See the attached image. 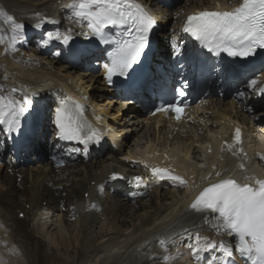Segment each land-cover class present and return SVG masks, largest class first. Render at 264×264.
<instances>
[{
	"label": "bare ground",
	"instance_id": "6f19581e",
	"mask_svg": "<svg viewBox=\"0 0 264 264\" xmlns=\"http://www.w3.org/2000/svg\"><path fill=\"white\" fill-rule=\"evenodd\" d=\"M56 1L47 0L49 6L44 12L40 8L41 5L35 6L33 0H12L10 8L16 11L15 17L24 19L22 22L14 23L24 25V28L18 31L23 37L27 36L26 40H31L35 47H31L28 43L25 46L17 44L15 53L3 52L4 49L9 50L4 44L0 47V94L14 99H18L20 95L22 99L27 96L31 103V107L27 108V114L30 115L31 109L36 110L41 107L39 103L33 102L36 96L45 99L48 97V90L56 93L58 85L67 89L69 86L74 91L80 87L85 95L89 96L83 98V95L79 98L86 100L94 107L93 109L96 108V112L105 115L109 126L113 129L115 143L118 144L120 152L124 144L120 138L126 135L124 130H129L128 134H132L134 129L142 127L140 123L144 117L130 107V109L124 108L126 101L116 98V95L104 85L100 75L73 72L64 66V63L59 65L61 61H57L54 57L52 62L47 63L48 66H45L46 63L40 59L39 55L42 52L45 54L54 52L59 58H62L61 53H64V48L60 45L61 39L54 38L57 35H52L53 38L48 39L50 30L58 24L55 17H66V13L54 9L57 8ZM149 1L151 6L158 5L154 0ZM200 1L203 5L214 0ZM238 1L241 0H233L231 4ZM215 2L230 5L226 0H215ZM26 10L34 15L31 17L25 14L23 11ZM157 11L164 21L170 20L171 15L166 10L157 9ZM6 23L10 24L11 20ZM14 23L9 27L6 24L1 27L0 33L7 41L13 39ZM38 23L41 27H34ZM162 30L163 28L161 32ZM161 32L159 37L162 38L166 32L163 34ZM17 37L21 38L20 35ZM39 44L43 46H38ZM169 53L175 52L169 51ZM171 55L175 54L169 56ZM215 107L224 109L231 106L229 103H221L215 104ZM126 108L129 112H126ZM236 109L226 111L230 116L240 118L239 121L245 123L248 131L259 129L260 124L264 126L260 120L262 110L257 111L259 116H255L251 121L250 116L254 115L253 113L247 116L242 112L240 114ZM110 110H113L111 116H109ZM262 114L264 117V113ZM208 115L210 113H199V121L215 125L221 120L213 115L207 117ZM127 121L133 126H128ZM190 125L187 133L192 135L176 141L180 133L176 134L173 142L185 153L184 159L189 156L190 160L198 161L208 151L203 145L208 140V135L194 139L203 127L193 126L192 121ZM147 131L149 130L145 131V136L148 135ZM254 132L251 131L252 134ZM172 135L173 133L167 129L156 131L154 139H147L143 143L144 148L158 145L157 140L158 142L164 140L167 142L165 146H169V136ZM107 143V148L113 150L111 141L107 140ZM139 148L140 146L130 147L126 153H122L124 151L122 149L120 155L136 159L134 149ZM109 153L111 157L103 156L89 163L82 162L62 172L46 164L33 168L14 169L11 175L9 168L0 167V221L2 224L4 222L7 228L0 229V244H4L0 246L2 257L0 264H183L184 258L190 260L189 264H206L208 257L203 252L194 255L190 248V245L194 244L196 232L203 231L212 239L226 238L229 242L233 241V237L218 234L214 229L203 228L201 225L206 217L212 216L197 213L189 207L203 187L223 177L221 171H219L221 176L217 177L215 169H213L215 172H210L202 170L197 164L189 166L178 162L177 166L185 173V178L190 180L187 186L165 181L152 189L148 198L138 200L134 198L132 188L127 183L116 186L106 184L107 190L100 196L97 185L93 186L92 181L99 183L107 178L113 167L123 170L126 168L125 163L120 162L118 154L112 156V152ZM207 165L211 168L213 165L221 166L214 160ZM146 171V167H142V172ZM162 190L165 191L162 193ZM85 193H89L88 198L85 197ZM26 204L30 205V209L26 208ZM73 212L79 214L77 221L80 224L76 225L75 221L70 219ZM20 213H23L24 217H21ZM128 217L132 219L128 221ZM124 222H128L126 224L129 226L123 228ZM215 223L213 217L207 222L212 226ZM8 230L10 232L5 237ZM97 230L99 236L94 237L93 233ZM108 236L112 237H109L106 243H96ZM6 239L16 243L17 246H14V243L9 244ZM74 241H77V246H74ZM163 250L166 252L161 253ZM71 251L74 253L73 257L70 255ZM52 253L54 254L51 256ZM166 256L171 259H164Z\"/></svg>",
	"mask_w": 264,
	"mask_h": 264
},
{
	"label": "snow or ice",
	"instance_id": "6c2138e0",
	"mask_svg": "<svg viewBox=\"0 0 264 264\" xmlns=\"http://www.w3.org/2000/svg\"><path fill=\"white\" fill-rule=\"evenodd\" d=\"M67 8L71 18L82 26L86 25L100 43L112 45L111 51L108 52L109 62L103 65L110 83L113 76H125L141 59L149 42V33L156 23L155 18L137 0H71ZM111 26L121 28L122 31L111 35L106 31ZM34 27L39 28L41 24L38 23ZM23 28L22 23L14 25L13 45L17 35L23 38L18 31ZM183 31L217 57L225 53L233 58H248L255 55L257 49H264V0H241L239 6L231 10H204L192 13L187 17ZM52 38L49 33L48 39ZM54 38L61 39L59 35ZM71 39V35L62 37L64 44H68ZM258 83L257 79H253L249 81L248 86L264 95V86L257 88ZM185 94L183 87L176 91L177 97H183ZM29 107L31 104L27 96L18 100L0 94V125H4L7 132L14 131L19 126L20 117ZM76 108L75 115L68 111L58 112L55 121L57 135L63 139L82 140L85 145L93 140L98 143V130L80 118L82 106L77 104ZM183 109L184 101L175 100L162 104L157 111L174 112L179 120ZM234 140L237 144L240 143L239 128L235 129ZM233 154L236 155L235 152ZM139 163L144 164L154 178L167 179L179 186L188 184L184 176L169 168L153 166L146 161ZM215 175L220 177L221 172L216 171ZM115 178L116 174H113V179ZM135 179L140 181L141 177L137 176ZM245 179L252 182L240 183L228 177L210 183L195 196L189 207L197 213L211 215L216 221L213 228L218 234L235 237V250L249 264H264V179ZM190 248L194 255L201 252L209 254L210 258L206 264H235L231 259L232 247L223 240H210L197 233ZM164 259L171 257L166 256Z\"/></svg>",
	"mask_w": 264,
	"mask_h": 264
},
{
	"label": "rangeland",
	"instance_id": "374dc122",
	"mask_svg": "<svg viewBox=\"0 0 264 264\" xmlns=\"http://www.w3.org/2000/svg\"><path fill=\"white\" fill-rule=\"evenodd\" d=\"M1 2L4 4V3H6V5H8V4H10L11 5V2H12V0H1ZM33 2L35 3V4H41V3H43V0H33ZM215 2V1H214ZM214 2H212V3H214ZM208 3H210V2H208ZM211 3V4H212ZM1 7H3L2 5H1ZM4 8V7H3ZM40 58H43V57H40ZM57 66H59L58 64H57ZM107 95H109V92H108V94ZM125 107H127V106H124V108ZM110 112V115L109 116H111V114L113 113V110H110L109 111ZM126 112H129V109L128 108H126ZM115 116H117V117H119V115H115ZM124 121H126V119H124ZM127 125L128 126H130V127H132L133 125H131V122L130 121H127ZM140 125H142V127L141 128H136V129H134L133 130V133L132 134H128L130 131L129 130H124L125 132H124V134H126V135H124L123 137H121L120 138V140L122 141V143H124L123 144V146L124 147H126L125 149L127 150L128 148H129V146L131 145V143H132V148L133 147H137V146H140V147H142L144 144V142L145 141H147V139H149V140H152V139H154L155 137H156V132H155V130L153 129V127L152 126H148V125H146V124H144V122H143V124L142 123H140ZM149 130V131H147V133H148V135H144L146 132V130ZM142 132V133H141ZM141 133V134H140ZM137 138V139H136ZM138 141L140 142V144H138ZM171 142V141H170ZM170 142H168V143H170ZM160 145L161 146H164V145H167V142L166 141H164V140H162L161 142H160ZM76 171V170H75ZM23 188V187H22ZM165 190H162V193L164 192ZM137 206V205H136ZM29 207V205L27 206V208ZM129 219H128V221H130V219H132V218H130V217H128ZM102 219H104V217L102 218ZM126 223H128V222H124V226H123V228H126L127 226H129V224H126ZM77 224H79V223H76V225ZM96 232H98V230L96 231ZM75 233H77V231L75 232ZM94 236H97V233L95 234H93ZM109 237H112V236H108V237H106V238H104L103 240H99V241H96V243L97 244H99L100 242L101 243H106V241L109 239ZM77 244V243H76ZM50 248V247H49ZM73 249V248H72ZM73 252L71 253V256L73 257ZM66 256V255H65Z\"/></svg>",
	"mask_w": 264,
	"mask_h": 264
}]
</instances>
